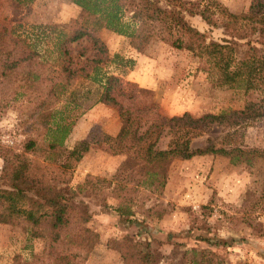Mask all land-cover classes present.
Masks as SVG:
<instances>
[{
    "label": "trees",
    "instance_id": "1",
    "mask_svg": "<svg viewBox=\"0 0 264 264\" xmlns=\"http://www.w3.org/2000/svg\"><path fill=\"white\" fill-rule=\"evenodd\" d=\"M28 1L31 0H0V9L5 3L14 7ZM71 1L82 13L61 42L58 61L44 59L41 51L16 33L8 16L0 17V86L13 92L11 98H27L33 104L20 151L0 146L4 159L0 223L25 221L26 230L45 239L53 264H71L63 244L80 245L99 238L85 225L91 218L88 205L81 202L83 206L78 207L74 203L77 191L89 187L105 201L103 207L130 218L135 214L133 206L138 193L162 192L173 160L219 153L233 155L232 161L238 162L250 153L236 145L235 138L226 142L228 147L210 144L193 149L192 140L211 125L228 126L234 132L227 136H234L239 129L264 117V0H252L241 13L230 11L220 0ZM196 15L212 27L222 28L225 37L209 40L207 33L188 21L189 16ZM102 29L129 37L139 52L154 41L190 51L217 86L244 90L252 99L242 109L228 108L201 117L189 113L165 115L152 90L119 75L102 74V67L110 61L106 45L98 37ZM84 39L88 45L73 54L70 44ZM242 45L247 47L244 51L240 49ZM91 48L95 50L93 56L83 58ZM79 78L99 82L97 102L118 109L122 126L106 145L112 153L126 155V175H131L133 184H113L112 180L91 177L76 189L66 180L94 143L93 139L84 138L73 147L65 145L76 118L57 106L61 94L75 86ZM9 105V100L0 97V113ZM163 138H167L166 147L160 145ZM110 197L119 200L116 206L106 202ZM119 250L124 264H164L160 259L165 257L157 254L150 242L129 235L123 238ZM188 254L192 255L189 264H213L212 259L205 257L206 249L185 250L184 257ZM36 259L41 260L42 256Z\"/></svg>",
    "mask_w": 264,
    "mask_h": 264
},
{
    "label": "rangeland",
    "instance_id": "2",
    "mask_svg": "<svg viewBox=\"0 0 264 264\" xmlns=\"http://www.w3.org/2000/svg\"><path fill=\"white\" fill-rule=\"evenodd\" d=\"M220 1L235 13L246 11L252 2ZM81 13L82 9L71 0H31L14 7L5 3L0 9V17L8 16L16 33L50 61L61 58L60 44ZM188 21L207 33L209 40L225 37L222 28L212 27L199 15L189 16ZM98 37L105 43L110 58L102 67V74L119 75L141 85L135 76L144 73L148 83L154 85V89L145 88L152 90L165 115L189 113L201 117L228 108L242 109L252 99L244 90L217 86L190 51L154 41L139 52L129 37L108 29L100 30ZM87 45L85 39L70 44L73 54ZM246 48L240 47L242 51ZM94 53L91 48L83 58ZM99 86L97 81L79 78L75 86L61 94L57 106L76 118L66 146L73 147L84 138L94 141L66 177L76 189L91 177L112 180L113 184L134 183L131 175H126V155L107 149L106 141L119 133L122 122L117 108L97 102ZM12 93L0 86V97L10 103L0 113V146L20 151L33 104L27 98H11ZM233 132L228 126L213 124L192 140V148H206L210 144L228 147L226 142L235 138L236 145L250 151L240 158L242 161L233 162V155L219 153L173 160L162 192L138 193L133 206L135 214L130 218L103 207L105 201L89 187L77 191L74 203L78 207L83 206L81 202L88 205L91 218L85 225L97 232L99 238L80 245L63 244L70 263L124 264L119 248L129 235L150 242L156 253L165 257L160 259L164 264H189L192 255L185 258L184 252L192 248L206 249L205 257L212 259L213 264H264V117L239 129L234 136H227ZM98 140L103 142L95 143ZM166 143L167 138H163L161 147H166ZM2 154L0 149V176L4 167ZM54 172L60 174L58 170ZM106 202L116 206L119 200L110 197ZM26 224L0 223V264H53L45 239L34 237L25 229ZM197 258L201 259V254Z\"/></svg>",
    "mask_w": 264,
    "mask_h": 264
},
{
    "label": "crops",
    "instance_id": "3",
    "mask_svg": "<svg viewBox=\"0 0 264 264\" xmlns=\"http://www.w3.org/2000/svg\"><path fill=\"white\" fill-rule=\"evenodd\" d=\"M135 77H137L135 78V80H137L139 83L141 82V85H143L144 87L154 89V85L152 86V84L148 83L149 80L146 78V75L144 73H139L138 76H135Z\"/></svg>",
    "mask_w": 264,
    "mask_h": 264
}]
</instances>
